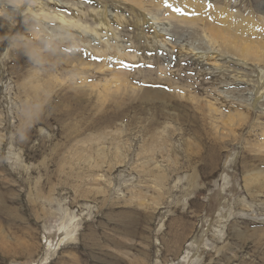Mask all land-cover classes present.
Instances as JSON below:
<instances>
[{"label": "rangeland", "instance_id": "1", "mask_svg": "<svg viewBox=\"0 0 264 264\" xmlns=\"http://www.w3.org/2000/svg\"><path fill=\"white\" fill-rule=\"evenodd\" d=\"M195 1L264 26V0ZM29 2L15 25L0 18V264H264V55L208 36L220 17L165 4ZM106 14L126 21L102 31L109 46ZM59 26L74 43L45 50L39 74L7 38ZM30 101L34 122L17 109Z\"/></svg>", "mask_w": 264, "mask_h": 264}, {"label": "bare ground", "instance_id": "2", "mask_svg": "<svg viewBox=\"0 0 264 264\" xmlns=\"http://www.w3.org/2000/svg\"><path fill=\"white\" fill-rule=\"evenodd\" d=\"M114 1L130 5L131 7L136 8L141 12L145 10L148 11L150 8H153V7L161 8L165 4L164 0H114ZM168 2L173 5V8H168V13L170 15H173L174 17L176 16L177 18L183 21H187V22L193 21V22H197V24H208L209 25L213 17H220L224 24L223 27L219 29L217 25H210L209 28L206 30L208 32L207 33L208 36H210L213 40L221 41L223 44L236 47L235 50L240 51L244 56H247V57L250 55L255 56L254 54H257L259 56L264 55V26H262L260 23H257L251 19H244L243 17H241L246 25L241 26L239 29H236V27L230 26L232 23H229L230 20L236 19L237 16H240L239 14L237 15L235 11H231L224 7H218V6H213L211 8H208L206 4L204 3L200 4L199 2L195 0H181L180 1L181 3L178 2L177 0H168ZM175 7H180L184 9L185 13L187 14H180V13L175 12L174 11ZM192 13H195V14H192ZM109 18L106 14L104 17L102 16V19L99 20V27L98 29L96 28V31H95V34L97 35L98 39L102 37V31H104L108 35H111L112 33H114V36L117 38V33H116V30L114 29L118 28L117 30H119V28L124 27L126 23V21L124 22L123 18H120L119 21H117V25H115L116 27L114 26V28H109V25H110ZM73 22L75 26L79 28L78 24L76 23V20H73ZM100 22L103 23V28L100 27ZM61 23L68 24L67 21L66 23L64 21H61ZM252 36H254L256 40L257 39L258 40L257 41L253 40ZM99 40L100 42H105V44L107 43L108 46L111 43L108 40V38L107 40H105V38L99 39ZM249 40L255 41L254 43H251L252 46L247 45L248 43H250ZM120 43L121 41L117 40V42L115 43V46H116L117 51H119V54L121 55V57L126 58L130 56L129 52L126 51V49H123V46H121ZM72 61L75 62L77 64L76 66L78 67L83 66V64L88 65L87 70H81L79 73L85 74L88 72L90 73L95 72V73L102 74L105 72V70H103L105 65L103 66L102 64L89 63L83 60L82 58H79V59L75 58ZM70 66L72 65L70 64ZM113 76H114L116 83H119L121 78H123V75L122 73H120V71H115L113 73Z\"/></svg>", "mask_w": 264, "mask_h": 264}, {"label": "clouds", "instance_id": "3", "mask_svg": "<svg viewBox=\"0 0 264 264\" xmlns=\"http://www.w3.org/2000/svg\"><path fill=\"white\" fill-rule=\"evenodd\" d=\"M26 4L29 7L31 3L29 0H0V18H3L4 22L9 25H15L18 14L25 16L24 9ZM57 28L58 31L44 33L37 42L24 41L19 34L7 36V38L10 40L11 46L20 45L27 52L29 61L34 65L33 70L39 74L41 70L36 65L47 62V58L43 55L45 50L54 53L61 50L64 46L74 43L73 34L69 27L59 26ZM17 109L26 121L34 122L36 120L38 105L35 101H30L27 104H18ZM27 130L28 128L20 129L19 136L21 140L25 139Z\"/></svg>", "mask_w": 264, "mask_h": 264}, {"label": "snow or ice", "instance_id": "4", "mask_svg": "<svg viewBox=\"0 0 264 264\" xmlns=\"http://www.w3.org/2000/svg\"><path fill=\"white\" fill-rule=\"evenodd\" d=\"M164 3H165V5H166L168 8H173V5H172L171 3H169L168 0H164ZM207 7H208V8H211V7H213V5L209 2V3L207 4ZM174 11L177 12V13H180V14H187V13H185L184 9H182V8H180V7H175V8H174ZM192 14H195V13H192ZM125 66H127V65H125Z\"/></svg>", "mask_w": 264, "mask_h": 264}]
</instances>
